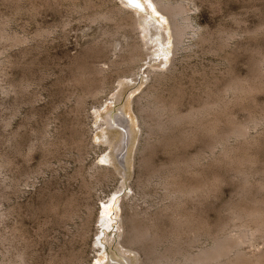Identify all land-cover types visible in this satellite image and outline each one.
<instances>
[{"label": "rangeland", "instance_id": "1", "mask_svg": "<svg viewBox=\"0 0 264 264\" xmlns=\"http://www.w3.org/2000/svg\"><path fill=\"white\" fill-rule=\"evenodd\" d=\"M131 1L0 0V264H264V0Z\"/></svg>", "mask_w": 264, "mask_h": 264}, {"label": "bare ground", "instance_id": "2", "mask_svg": "<svg viewBox=\"0 0 264 264\" xmlns=\"http://www.w3.org/2000/svg\"><path fill=\"white\" fill-rule=\"evenodd\" d=\"M128 1L132 2L131 0H128ZM155 5H157V8L162 13V15H165L169 19V23L171 24L170 26H171V31H172V35H173L174 44H176L179 41V38L184 34L185 28L190 26V25L188 26V23H181V21L179 20V19L187 20L186 18H188V17H186V15L184 16L186 10L183 8V6L172 5L170 2H168L166 0H155ZM122 11H123V9L119 8L118 13H121ZM101 16L104 17L103 15H101ZM130 16H131L130 24H132V27H133L132 29H134V31L138 32V35H139V38H140V41L137 42L134 45V51L141 52L142 51L141 47H143L144 45H146L149 42L150 43H152V42H157L158 43L159 42V40H160L159 34H158L157 30L155 29V28H157V26H155L152 23V21L147 20V19L145 20V19H143L142 17H139V16L136 17L132 13H131ZM95 20H96V18H95ZM180 42H181V39H180ZM174 47H176V45H174ZM134 61H136V57H134V55H133L131 60H129V62L133 63ZM103 122H104V126L102 127L103 130H116V129H119V130H121V132L123 134V141H125L126 137H128L127 139H129L130 131H129V127H128L127 123H126L127 119H126L125 115L123 114V112H120L118 115H117V113H116V115H113V116L112 115H108L103 120ZM101 123H102V121H101ZM98 128H99V126H98ZM100 130H101V128H100ZM236 131H237L236 134L243 135L242 132H244V131H243L242 128L241 129L239 128V130H236ZM233 132H235V131H233ZM125 143L127 144V142H125ZM113 147H114V145H113ZM109 210H110L109 207L106 206L104 211H103V213H102V215H101V219L100 220H101L102 223L105 224V226H106V223H108L107 221H105L106 220L105 219V215H107L106 213ZM259 230H260V232H261V230H263V232H264V227L261 226V228ZM243 232H244V230H243ZM244 233H245V235H247L246 232H244ZM146 237H147V234L143 235V234H140L138 232H135L134 235H133V238L131 237V240L130 239H129L130 241L128 240L129 244L127 243L128 244L127 247L129 245H133L134 246V245H136V243L138 244L140 241L144 240ZM217 241H216V243H217ZM216 243L212 247H207V248L201 249L197 254H195L193 256H190L189 259H187V260L190 263L192 262V264H194V263L195 264H222L221 261L222 260L224 261V259H226L224 257L225 256L227 257V255L231 252L230 249L232 248V244H229V242L227 240H225V241L219 240L218 243L217 244ZM234 244H236V243H234ZM239 258H241L243 260L242 256H238V260H240ZM159 261H161V258H159ZM188 261H186V263ZM245 261L246 260H244V262ZM244 262H241V260H240V261H238L237 264H245L247 261L245 263Z\"/></svg>", "mask_w": 264, "mask_h": 264}, {"label": "snow or ice", "instance_id": "3", "mask_svg": "<svg viewBox=\"0 0 264 264\" xmlns=\"http://www.w3.org/2000/svg\"><path fill=\"white\" fill-rule=\"evenodd\" d=\"M149 2H150V0H149Z\"/></svg>", "mask_w": 264, "mask_h": 264}]
</instances>
